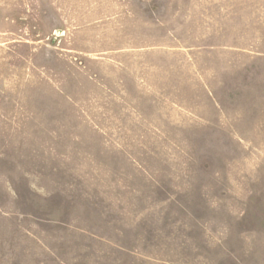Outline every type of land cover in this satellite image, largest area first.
Here are the masks:
<instances>
[{"label":"rangeland","instance_id":"obj_1","mask_svg":"<svg viewBox=\"0 0 264 264\" xmlns=\"http://www.w3.org/2000/svg\"><path fill=\"white\" fill-rule=\"evenodd\" d=\"M0 264H264V0H0Z\"/></svg>","mask_w":264,"mask_h":264}]
</instances>
